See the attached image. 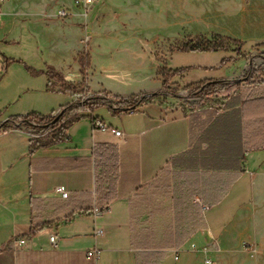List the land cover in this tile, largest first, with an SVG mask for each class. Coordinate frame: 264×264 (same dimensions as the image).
<instances>
[{
    "label": "crops",
    "instance_id": "0c3cea01",
    "mask_svg": "<svg viewBox=\"0 0 264 264\" xmlns=\"http://www.w3.org/2000/svg\"><path fill=\"white\" fill-rule=\"evenodd\" d=\"M31 1L13 0L0 10V39L20 44L26 33L34 41L37 62L24 55L12 64L32 63L25 72L39 77L32 93L41 97L38 102L32 97L26 108L9 110L10 103L2 122L29 113L53 115L78 93L107 95L118 103L161 88L157 69H169L165 60L105 45L132 37L93 27L90 9H103L107 0L86 12L73 0ZM156 1L144 3L154 9ZM195 1L192 12L208 31L241 42L264 41V0ZM188 7L189 0H182L172 21L187 24ZM60 8L66 17H55ZM196 25L197 36L205 37L203 26ZM117 52L127 59L119 66L93 58ZM129 67L153 87L120 90ZM243 70L221 79L233 81ZM263 84L242 78L228 94L182 96L186 102L159 93L133 112L96 102L93 106L105 105L111 115L138 114L107 123L91 109H81L67 138L48 146L32 139L28 126L9 123L0 130V264H188L187 254H200L202 261L205 248L216 264H236L245 243L254 244L248 264H264V143L248 148V94ZM186 85L180 86L185 92ZM61 94L68 98L59 100ZM92 117L122 136L92 131ZM59 185L67 189V198L55 191ZM235 188L244 198L221 222L222 202ZM105 204L107 211L92 215L93 206ZM94 226L104 233L95 236ZM94 248L100 250L97 258L88 254Z\"/></svg>",
    "mask_w": 264,
    "mask_h": 264
},
{
    "label": "rangeland",
    "instance_id": "374dc122",
    "mask_svg": "<svg viewBox=\"0 0 264 264\" xmlns=\"http://www.w3.org/2000/svg\"><path fill=\"white\" fill-rule=\"evenodd\" d=\"M13 0H6L1 5V12H4L6 6ZM22 1V0H18ZM28 1V0H24ZM105 0L96 3H103ZM182 0H157L154 9H149L146 0H107L103 9L93 6L90 10L95 12L93 17V27L102 30L107 29L110 34H119L124 37H132L124 39V41L113 40L106 42L105 45H121L133 53H142V57L148 56L150 59H156L161 63L165 60L166 66L172 71L177 70L173 75V79L179 82L176 86L177 93L180 96H170L178 102H186L182 96H186L184 87L181 84H193L205 78L221 79L226 75L238 74L243 68H247L250 64L252 71L250 73V83L264 82V59L261 57L264 51V44L250 43L248 41L241 42L235 39L225 40L226 48L218 50H199L188 49L180 50L185 43L192 44L196 37H200L201 33H197V25H202L206 39H212L216 36L213 32L208 31V26L204 23H198L196 15L192 10L195 9V0H189L188 23L180 24L172 21L179 16L180 5ZM195 1V2H194ZM32 3L31 0H29ZM1 13V14H2ZM20 44L10 41V39H0V55L2 57L3 70L0 71V123L3 120L4 110L9 106L10 109L19 108L23 105L26 108L31 102V98L35 97L38 102L41 95H33L35 88H39V77L29 70L25 69L32 63L23 62L22 67L12 64L13 61H20L21 56L28 55L32 62H37L35 56V45L32 39L26 38ZM221 36V35H219ZM203 37V36H202ZM217 40H223L224 36ZM26 39V40H25ZM263 42V41H261ZM130 46V47H128ZM93 56L100 63L110 66H119L122 60V53L117 52L108 57L100 56L98 53ZM130 60L134 61L133 56ZM248 59V64H247ZM127 61V59H124ZM131 67V66H130ZM125 69L126 76H130L127 84L123 87L125 92L138 91L140 89H150L153 84L145 81L141 73L134 71V68ZM245 68V69H246ZM243 70V73L245 71ZM242 73V74H243ZM241 74V75H242ZM149 82V83H148ZM123 91V92H124ZM99 92V91H98ZM95 93V92H94ZM68 98L61 94L58 98L63 100ZM57 100L56 102H59ZM196 102L199 100H195ZM94 115H99L111 123H119L127 119H132L135 114L111 115L105 105H94L91 108ZM28 131V132H32ZM34 132V131H33ZM234 194L227 198L220 207V221L225 222L230 216L235 205L244 198V191L235 188ZM207 217L211 216V212L207 213ZM188 264H201V255L189 253ZM236 264H248V250H243L236 260Z\"/></svg>",
    "mask_w": 264,
    "mask_h": 264
},
{
    "label": "trees",
    "instance_id": "16d2710c",
    "mask_svg": "<svg viewBox=\"0 0 264 264\" xmlns=\"http://www.w3.org/2000/svg\"><path fill=\"white\" fill-rule=\"evenodd\" d=\"M222 37L219 35L214 36L212 39H206L202 36L196 37L195 41L190 44L185 43L180 50L199 49V50H218L225 49L228 37ZM263 45V42L258 43ZM264 59V51L261 54ZM252 67L249 64L244 73L237 79L225 80V79H211L206 82H199L186 85L187 96H209L213 93L225 95L230 93L238 84L242 78L249 80ZM177 70L172 71L166 67H159L157 74L162 77V86L159 90L150 93H140L137 95H130L126 98H122L118 103H112L108 100L107 95L94 94L85 98L81 105L72 101L64 105L60 111L53 115L38 116L36 113H29L22 116L11 117L0 123V130H6L9 123H17L19 125H26L31 128L35 133L41 134L33 137L41 146H48L54 143H58L67 138V131L70 126L77 121L80 116L78 112L81 109H91L93 104L101 102L108 105L114 111H128L131 108H135L140 104L145 103L147 100L158 95L159 93L170 94L172 96H180L177 93L175 84L179 82L173 79V75ZM248 102L250 103V121L248 122V148H256L264 143V84L251 90L248 94ZM116 104V105H114ZM95 117H92V119ZM91 119V120H92Z\"/></svg>",
    "mask_w": 264,
    "mask_h": 264
},
{
    "label": "built area",
    "instance_id": "2783aa9c",
    "mask_svg": "<svg viewBox=\"0 0 264 264\" xmlns=\"http://www.w3.org/2000/svg\"><path fill=\"white\" fill-rule=\"evenodd\" d=\"M6 0H0V10H1V5L5 2ZM101 1V0H73L75 5L78 6H82L86 12L87 8L89 6H91L92 4ZM67 15V11L63 8H60L56 11L55 13V17L57 18H63L66 17ZM88 40V37L84 38V42H86ZM0 61H2V57L0 55ZM88 96H86L85 94H75V99L74 101L78 103V105H81L82 101L87 98ZM134 108L129 109V112H133ZM91 128L92 131H110L114 136L116 137H121L122 136V131L112 127L111 125H108L103 119L99 118V117H95L91 120ZM41 134L35 133V132H30V136L32 137H36L39 136ZM55 191L57 193H59L61 195V197L63 198H67L68 197V191L67 189L63 186V185H59L55 188ZM109 208V205L105 204L103 206H93L92 208V215L93 216H99L100 214H102L103 212L107 211ZM104 233V230L102 227L99 226H94V235L95 236H99L102 235ZM55 236L51 235L50 236V242L53 244L55 243ZM24 243V240H19L18 244L22 245ZM254 246V244H248L245 243L244 244V248L245 250L251 249ZM99 249L98 248H94L91 251H88V254L93 255L94 257H98L99 254ZM201 252L203 253V257H202V261L201 264H216L215 260L208 254V249H201Z\"/></svg>",
    "mask_w": 264,
    "mask_h": 264
}]
</instances>
